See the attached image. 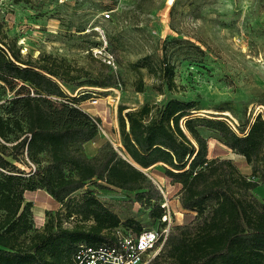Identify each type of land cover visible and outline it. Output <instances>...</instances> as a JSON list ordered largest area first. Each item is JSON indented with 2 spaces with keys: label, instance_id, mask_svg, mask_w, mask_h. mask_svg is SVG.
Listing matches in <instances>:
<instances>
[{
  "label": "trees",
  "instance_id": "1",
  "mask_svg": "<svg viewBox=\"0 0 264 264\" xmlns=\"http://www.w3.org/2000/svg\"><path fill=\"white\" fill-rule=\"evenodd\" d=\"M6 37L0 20V80L26 90L14 101L22 103L27 127L24 130L18 118L0 115V264H76L81 243L112 242L117 227L132 229L134 225V231H141L134 219L122 223L93 189L79 198L73 194L97 179L100 187L136 191V200L150 207V217L159 219L165 211L163 194L143 170L154 171L157 165L166 178L181 184L182 208L196 214L194 222L172 228L163 249L149 264H163L164 256L174 264H264V202L251 191L264 182L261 111L246 126H233L222 117L193 115L194 100L172 98L155 113L148 103L125 112L126 106L120 105L119 151L101 136V120L77 105L88 93L70 96L65 90L71 83L74 88L114 86V73L91 79L84 69L71 70L50 55L25 59L7 46ZM151 71L165 76L169 85L174 83L171 64L165 62L158 70L152 66ZM142 88L140 78L137 89ZM56 96L68 99L70 110L64 116L51 108ZM201 125L215 129L227 148L242 155L253 177L230 157H209L208 139L198 129ZM13 132L15 141L8 146V135ZM91 141L99 143L91 155L76 146ZM37 189L46 190L63 206L64 222L73 223L65 225L50 215L44 227L29 236L33 210L25 192ZM210 201L214 205L207 211ZM76 217L91 222H76Z\"/></svg>",
  "mask_w": 264,
  "mask_h": 264
},
{
  "label": "rangeland",
  "instance_id": "2",
  "mask_svg": "<svg viewBox=\"0 0 264 264\" xmlns=\"http://www.w3.org/2000/svg\"><path fill=\"white\" fill-rule=\"evenodd\" d=\"M104 12H110V17ZM0 20L7 46L22 58L50 55L71 70L84 69L91 79L114 73V86L74 88L71 83L65 90L70 96L88 93L77 105L101 120V136L119 151L120 105L126 106L125 112L148 103L155 113L172 98L194 100L193 115L222 117L233 126H246L259 111L264 115V0H0ZM104 38L107 43L102 48ZM165 62L174 69L172 85L165 76L151 71L152 66L158 70ZM140 78L141 91L137 89ZM21 91L26 90L20 84L14 88L0 84V115L20 119L26 130L22 103L14 101L23 95ZM52 99L54 113H69L66 96ZM198 129L208 139L209 157H230L253 177L245 158L227 148L215 129L202 125ZM8 136L10 146L15 133ZM98 144L91 141L76 146L91 155L98 151ZM15 163L30 170L22 162ZM146 172L160 188L162 199L168 201L173 227L194 222L196 213L180 204L181 184L166 178L161 165ZM96 181H88L73 194L75 198L93 189L122 223L134 219L142 228L159 223L158 218L150 217V207L136 200V191L100 187ZM251 191L264 202V182ZM25 200L32 202L33 210L29 236L41 230L50 215L62 222L66 219L64 207L44 189L26 191ZM213 205L210 201L207 211ZM74 220L91 222L81 217ZM132 230H137L134 225ZM161 263L174 264L167 256Z\"/></svg>",
  "mask_w": 264,
  "mask_h": 264
},
{
  "label": "built area",
  "instance_id": "3",
  "mask_svg": "<svg viewBox=\"0 0 264 264\" xmlns=\"http://www.w3.org/2000/svg\"><path fill=\"white\" fill-rule=\"evenodd\" d=\"M103 15L110 17V12H104ZM103 42L104 45L101 47L105 48L107 43L105 38ZM108 61L111 63L110 59ZM0 84H3V81L0 80ZM161 205L165 211L156 226L145 227L139 232L117 227L113 231L115 239L112 242L99 245L81 243L75 255L76 264H149L163 249L174 226L173 214L167 199H164ZM66 224L70 222L66 221Z\"/></svg>",
  "mask_w": 264,
  "mask_h": 264
},
{
  "label": "water",
  "instance_id": "4",
  "mask_svg": "<svg viewBox=\"0 0 264 264\" xmlns=\"http://www.w3.org/2000/svg\"><path fill=\"white\" fill-rule=\"evenodd\" d=\"M141 168V167H140ZM147 168L143 169V170H146Z\"/></svg>",
  "mask_w": 264,
  "mask_h": 264
},
{
  "label": "crops",
  "instance_id": "5",
  "mask_svg": "<svg viewBox=\"0 0 264 264\" xmlns=\"http://www.w3.org/2000/svg\"><path fill=\"white\" fill-rule=\"evenodd\" d=\"M40 190V189H39ZM41 190H43V189H41ZM26 193V192H25ZM49 194V193H48Z\"/></svg>",
  "mask_w": 264,
  "mask_h": 264
}]
</instances>
